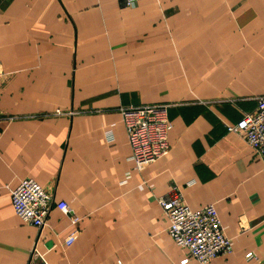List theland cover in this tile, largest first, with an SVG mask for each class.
<instances>
[{"label":"crops","instance_id":"obj_1","mask_svg":"<svg viewBox=\"0 0 264 264\" xmlns=\"http://www.w3.org/2000/svg\"><path fill=\"white\" fill-rule=\"evenodd\" d=\"M120 1L0 0V264H180L174 186L232 242L209 264H264V164L226 131L264 96V0ZM145 105L170 107V151L138 173L120 109ZM25 179L70 206L72 245L56 207L41 231L15 215Z\"/></svg>","mask_w":264,"mask_h":264},{"label":"built area","instance_id":"obj_2","mask_svg":"<svg viewBox=\"0 0 264 264\" xmlns=\"http://www.w3.org/2000/svg\"><path fill=\"white\" fill-rule=\"evenodd\" d=\"M134 1L136 0H121L120 3L123 7H132ZM169 108L168 105H145L120 109V119L131 151L130 160L138 173L144 166L156 162L170 151L168 133L172 126L168 117ZM56 113L60 114L59 111ZM226 131L241 136L264 164V96L256 99V107L252 113L244 114L234 125H227ZM105 136L109 141L113 139L111 130H106ZM10 194L15 215L20 221L39 231L46 226L53 207L68 215L74 231L68 235L64 244L70 246L74 243L79 219L74 216L67 203H54L51 193L32 179L21 181ZM156 200L169 224L166 232L174 245L187 253L180 264H188L189 261L209 264L217 256L233 252L232 242L223 232L213 205L190 209L176 186ZM31 254L27 264H48L35 253V249H32ZM245 257L250 259L252 254Z\"/></svg>","mask_w":264,"mask_h":264}]
</instances>
